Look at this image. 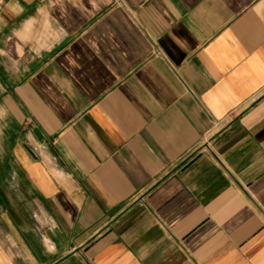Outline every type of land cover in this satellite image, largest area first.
Wrapping results in <instances>:
<instances>
[{
	"label": "crops",
	"instance_id": "0c3cea01",
	"mask_svg": "<svg viewBox=\"0 0 264 264\" xmlns=\"http://www.w3.org/2000/svg\"><path fill=\"white\" fill-rule=\"evenodd\" d=\"M0 264H264V0H0Z\"/></svg>",
	"mask_w": 264,
	"mask_h": 264
}]
</instances>
